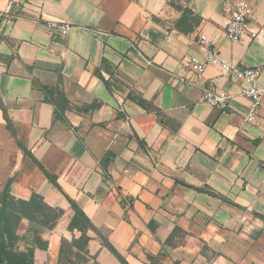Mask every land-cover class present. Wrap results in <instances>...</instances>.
<instances>
[{
    "label": "crops",
    "instance_id": "crops-1",
    "mask_svg": "<svg viewBox=\"0 0 264 264\" xmlns=\"http://www.w3.org/2000/svg\"><path fill=\"white\" fill-rule=\"evenodd\" d=\"M247 1V31L231 40L225 0H0V132L13 140L0 169L14 198L64 210L39 232L38 264L80 236L69 199L95 227L91 264H122L105 241L129 264H264V103L249 122L240 81L184 65L206 35L227 61L262 67L264 84V0ZM209 84L230 108L205 103ZM35 229L25 219L18 233Z\"/></svg>",
    "mask_w": 264,
    "mask_h": 264
},
{
    "label": "trees",
    "instance_id": "trees-1",
    "mask_svg": "<svg viewBox=\"0 0 264 264\" xmlns=\"http://www.w3.org/2000/svg\"><path fill=\"white\" fill-rule=\"evenodd\" d=\"M56 99L55 96L54 101L60 110L64 111L69 107L70 103L67 99H64L63 104L60 105ZM98 106L99 103H94L85 110ZM58 116L59 112L56 111V117ZM39 165L45 171L44 167L41 164ZM48 176L54 184L58 185L54 176ZM69 201L74 211L69 223V230H78L80 236H74L71 241L66 238L62 239L59 252L60 259L57 264H68L70 262L65 257V254L69 251L75 252L79 256L82 255L81 258L86 259L90 240L87 233L89 229H95L82 208L74 200L69 199ZM63 215V209L52 207L45 201L43 196L36 192L29 199L14 198L10 194V183H8L0 194V264H38L35 259L36 247L46 250L49 246L48 241L41 237L40 230L55 228ZM25 219L35 224L36 229L33 234L22 236L18 233V229ZM27 238L29 242L31 241V244H27L22 248L20 242ZM105 244L117 255L122 264H129L114 246L107 241H105ZM149 258L153 264L156 257L149 255Z\"/></svg>",
    "mask_w": 264,
    "mask_h": 264
},
{
    "label": "built area",
    "instance_id": "built-area-1",
    "mask_svg": "<svg viewBox=\"0 0 264 264\" xmlns=\"http://www.w3.org/2000/svg\"><path fill=\"white\" fill-rule=\"evenodd\" d=\"M225 2L229 11L227 37L231 40H239L247 31L252 5L247 0H225ZM48 27L53 31L63 33H70L72 30V26L68 23L51 22ZM200 41L205 48L204 56L188 55L184 59V65L197 77H200L209 65H218L225 76L240 81L241 94L251 100L246 120L255 122L258 111L264 103V84L260 81L262 67H241L224 59L219 49L206 35H201ZM203 96L206 104L221 110L230 108L234 99L229 91L217 90L213 84H209L203 89ZM242 220L245 221L246 217H243Z\"/></svg>",
    "mask_w": 264,
    "mask_h": 264
},
{
    "label": "rangeland",
    "instance_id": "rangeland-1",
    "mask_svg": "<svg viewBox=\"0 0 264 264\" xmlns=\"http://www.w3.org/2000/svg\"><path fill=\"white\" fill-rule=\"evenodd\" d=\"M13 140L11 138H8L6 136H3L2 133L0 132V151H4V149H9L11 150L10 148V142H12ZM14 151V150H13ZM14 157L15 155H12V161L14 160ZM5 185H6V181L4 179V176H3V171L0 169V194H1V191H3L5 189ZM25 243H28V241H26ZM25 244H20V246L23 248ZM65 257L67 259L70 260V262L68 264H91L90 261H85L83 258L82 255H77L75 252H67L65 254Z\"/></svg>",
    "mask_w": 264,
    "mask_h": 264
}]
</instances>
